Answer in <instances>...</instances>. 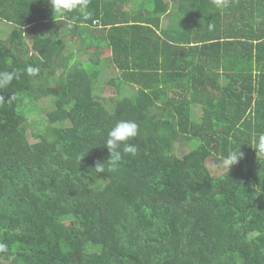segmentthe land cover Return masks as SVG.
Wrapping results in <instances>:
<instances>
[{
  "label": "trees",
  "instance_id": "obj_1",
  "mask_svg": "<svg viewBox=\"0 0 264 264\" xmlns=\"http://www.w3.org/2000/svg\"><path fill=\"white\" fill-rule=\"evenodd\" d=\"M88 11L0 0L11 27L0 71L18 72L0 90L14 97L0 103V264H264V157L250 146L264 133V0H89ZM119 82L134 91L108 97ZM120 120L139 125L138 152L109 171Z\"/></svg>",
  "mask_w": 264,
  "mask_h": 264
},
{
  "label": "clouds",
  "instance_id": "obj_2",
  "mask_svg": "<svg viewBox=\"0 0 264 264\" xmlns=\"http://www.w3.org/2000/svg\"><path fill=\"white\" fill-rule=\"evenodd\" d=\"M48 3L51 6L54 16L66 19L69 14L77 13L84 20H87L91 16V13L88 11L89 0H48ZM212 3L218 9H223L228 6V0H212ZM39 71L40 69L38 67L30 64L24 69V72L29 77L38 75ZM15 79H18V72L16 70L11 72L0 71V90L7 89ZM13 99L14 97L11 96L6 99L3 95H0V103L5 102V100L11 103ZM138 131L139 125L133 120H120L108 131L105 147L110 152V159L107 161L110 166L109 171L115 170L122 160V153L132 156L137 154V146L129 141L138 135ZM250 146L256 150L259 159L264 157V133L256 136ZM243 158L244 153L241 150L232 151L222 159L221 166L231 170ZM80 159L82 160L83 157ZM100 165L102 164H98L96 168L98 171L103 172V169L99 167ZM0 251H6V245L4 243H0Z\"/></svg>",
  "mask_w": 264,
  "mask_h": 264
},
{
  "label": "rangeland",
  "instance_id": "obj_3",
  "mask_svg": "<svg viewBox=\"0 0 264 264\" xmlns=\"http://www.w3.org/2000/svg\"><path fill=\"white\" fill-rule=\"evenodd\" d=\"M167 19H168V21H167ZM163 20H164V22H166V23H164V28H167V27L172 28V27L177 26V24H178V19H177L176 15H174V16L172 14L171 15H167V16L164 17ZM50 29H55V26L51 25ZM10 30H11L10 26H8L4 22L0 21V31L2 32V34H1L2 37L4 35L7 36L6 34ZM78 46L79 47H76V51L80 52V53L84 52V51L92 52V50H93L91 48L92 45L86 44L84 42H81ZM108 83H109L108 80H106V84H108ZM54 91H57V94H59V95L62 94L61 90H59V89L53 90V88H51L50 92H53L51 94H54ZM133 91H134V88L132 86H127L124 82H119L115 87L106 85V88H105V93H106V95L108 97L109 96H113V95L119 96V95H123V94L130 95ZM47 104L44 103L43 106H48L50 108L51 107V103H49V101H48ZM32 108L34 109L35 106L32 107ZM30 121H31V123H35L40 129H44L46 127V125H47L46 116L39 111L37 106H36L35 110L31 111ZM21 122H22V119H21ZM209 166H210L211 170L214 172L215 176L220 173L218 170H216V166L217 165L213 161H210Z\"/></svg>",
  "mask_w": 264,
  "mask_h": 264
},
{
  "label": "crops",
  "instance_id": "obj_4",
  "mask_svg": "<svg viewBox=\"0 0 264 264\" xmlns=\"http://www.w3.org/2000/svg\"><path fill=\"white\" fill-rule=\"evenodd\" d=\"M130 9H131L130 4L126 5L125 10L127 11V10H130ZM167 21H168V19H167ZM164 23H166V22H164V20H163V22H162V26L163 27H164Z\"/></svg>",
  "mask_w": 264,
  "mask_h": 264
}]
</instances>
